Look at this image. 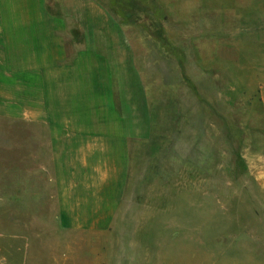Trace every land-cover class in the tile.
<instances>
[{"label": "rangeland", "instance_id": "rangeland-1", "mask_svg": "<svg viewBox=\"0 0 264 264\" xmlns=\"http://www.w3.org/2000/svg\"><path fill=\"white\" fill-rule=\"evenodd\" d=\"M42 3L64 58L48 79L0 67V230L99 264H264V0ZM52 149L102 197L85 221L52 220Z\"/></svg>", "mask_w": 264, "mask_h": 264}, {"label": "crops", "instance_id": "crops-1", "mask_svg": "<svg viewBox=\"0 0 264 264\" xmlns=\"http://www.w3.org/2000/svg\"><path fill=\"white\" fill-rule=\"evenodd\" d=\"M59 26L56 25L54 16L44 10L42 0H0V67L5 69L6 74L13 77L53 78L55 63L64 58L63 54H60L62 41L60 45L55 44L57 42L55 36L58 35L55 30L60 29ZM41 43L50 45L51 49L48 52L51 53L50 57L46 53L49 49L46 50L44 46L41 49H44L45 53L41 55L38 53ZM36 84L39 85V83ZM40 86L51 87L47 81ZM29 88H31L29 92L36 93L34 83ZM258 104L264 122V71L258 86ZM56 137L59 136L53 135V138ZM62 137V140L56 141H64L65 136ZM51 152L52 156L48 161L50 164L46 162V166L42 165L38 170L43 175L50 171L54 174L55 197L53 200L58 206V212L52 216V220L59 223L69 221V215L73 220H87L86 217L83 219L77 217L82 213L87 215L88 208L92 209L96 206L101 208L102 197L93 192L95 188L91 183L83 181L87 177L82 179L80 176L84 173L80 171L81 167L77 166L73 169L70 165H66L62 151L58 156H54L56 153L54 149ZM89 169L93 171L92 167ZM253 169V181L258 187V193L263 192L264 141L262 159H256ZM26 188L27 184L21 189ZM42 191L46 192L43 188ZM40 198H45V194ZM39 204L43 205L44 202ZM40 234L35 233L34 230L33 232L0 230V264H99L100 257L97 249L65 246L55 249L42 245L41 242L39 246L36 238L38 240ZM69 260L70 263H68Z\"/></svg>", "mask_w": 264, "mask_h": 264}]
</instances>
